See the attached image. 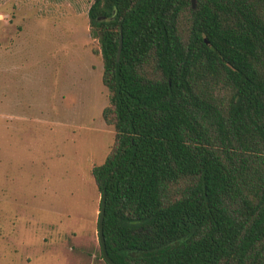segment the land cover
I'll use <instances>...</instances> for the list:
<instances>
[{
  "label": "trees",
  "instance_id": "16d2710c",
  "mask_svg": "<svg viewBox=\"0 0 264 264\" xmlns=\"http://www.w3.org/2000/svg\"><path fill=\"white\" fill-rule=\"evenodd\" d=\"M88 18L115 129L92 170L109 257L264 264V0H93Z\"/></svg>",
  "mask_w": 264,
  "mask_h": 264
},
{
  "label": "rangeland",
  "instance_id": "374dc122",
  "mask_svg": "<svg viewBox=\"0 0 264 264\" xmlns=\"http://www.w3.org/2000/svg\"><path fill=\"white\" fill-rule=\"evenodd\" d=\"M93 0H0V264H105L92 170L115 129Z\"/></svg>",
  "mask_w": 264,
  "mask_h": 264
},
{
  "label": "water",
  "instance_id": "95a60500",
  "mask_svg": "<svg viewBox=\"0 0 264 264\" xmlns=\"http://www.w3.org/2000/svg\"><path fill=\"white\" fill-rule=\"evenodd\" d=\"M193 8L196 7V0H192ZM123 48V36H121L119 49L117 53V60H120L121 53ZM105 212H106V195L104 194L101 200V208L99 213V223H98V234L100 238V244H101V250H102V256L103 260L107 264H116L110 257L107 252L106 243H105V237H104V220H105Z\"/></svg>",
  "mask_w": 264,
  "mask_h": 264
}]
</instances>
